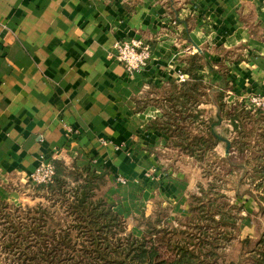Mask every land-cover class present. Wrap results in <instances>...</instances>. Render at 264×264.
I'll return each mask as SVG.
<instances>
[{
  "label": "crops",
  "instance_id": "1",
  "mask_svg": "<svg viewBox=\"0 0 264 264\" xmlns=\"http://www.w3.org/2000/svg\"><path fill=\"white\" fill-rule=\"evenodd\" d=\"M133 38L151 51L139 72L114 56L116 41ZM195 54L208 86L224 75L231 98L263 92L264 0H0V196L19 203L8 188L31 182L47 157L92 164L112 182L125 177L127 185L112 188L118 196L140 189L148 201L159 192L186 211L194 179L184 178L168 136L150 127L162 109L139 108L138 98L179 82ZM203 107L216 113L212 103ZM244 201L259 209L251 196Z\"/></svg>",
  "mask_w": 264,
  "mask_h": 264
},
{
  "label": "trees",
  "instance_id": "2",
  "mask_svg": "<svg viewBox=\"0 0 264 264\" xmlns=\"http://www.w3.org/2000/svg\"><path fill=\"white\" fill-rule=\"evenodd\" d=\"M171 8L176 18L180 8ZM203 59L199 54L188 57L180 72L191 79L162 89L152 85L150 92L161 98L147 101L163 111L150 127L168 136L169 148L198 162L221 142L214 126L219 118L229 134L236 133L229 137L231 149L220 157L219 170L214 169L207 185L200 183L199 192L191 195L188 218L196 220L200 233L172 237V231L157 228L161 219L153 215L144 216L141 235L128 232L125 217L101 193L107 171L99 172L92 164L67 166L51 158L52 181L35 186L38 194L43 191L47 204L22 206L0 197V264H216L229 240L228 226L236 225L238 206L223 192L235 178L236 199L251 196L259 205L258 215L264 216V110L252 112L240 103H226L225 76L215 88L197 73L204 67ZM201 103L215 105V116L207 118ZM242 248V255H248L246 264H264V231L256 240L244 238Z\"/></svg>",
  "mask_w": 264,
  "mask_h": 264
},
{
  "label": "rangeland",
  "instance_id": "3",
  "mask_svg": "<svg viewBox=\"0 0 264 264\" xmlns=\"http://www.w3.org/2000/svg\"><path fill=\"white\" fill-rule=\"evenodd\" d=\"M242 19H245L248 21L247 17L241 16ZM259 26L254 25L251 26V32L254 33V36L257 37L259 34ZM252 33V34H253ZM243 48L240 47L238 50H229L227 53H231L232 56L236 54H240L243 50ZM190 50H193L190 49ZM237 56V55H236ZM222 64L219 66V72L221 74L226 73L225 70L222 68ZM229 89H225L224 92L228 91ZM151 89L148 90V92H144L140 97L138 98V102H141L138 106L143 107L146 105L147 101L152 100L156 102V100H159L161 96L156 97L155 93L150 92ZM226 96V95H225ZM232 99V98H231ZM238 99V98H237ZM227 100V99H226ZM225 101V98H224ZM227 103V101H225ZM239 103V102H236ZM233 104V103H231ZM204 108V107H203ZM205 116L209 118L210 116H215V113L213 112L214 109H206ZM224 120L222 118H219V121L214 124L215 130L218 133V135L226 137L230 139L229 137H234L235 132L232 131L231 134H229L227 127L224 126ZM252 126V127H251ZM250 127L253 128V124ZM255 126V125H254ZM255 128V127H254ZM253 128V129H254ZM221 142L216 146L214 150L211 152H208V155L205 156V159L202 162H198L192 157H189L188 155L178 152L171 148L170 154L172 157H180L177 161V166H179L180 170H183L185 172L184 178L188 181V178H186V175L190 174L189 178L194 179V187L189 190L188 196H187V208L186 211L183 209H179V207H176V204L171 203L168 199V196L160 195L159 192L155 193L153 197L149 198L148 201L145 200V195L143 190L134 191L132 194H130L131 191L128 193H120L118 194L112 193V188L114 190L116 187L124 186L128 184V180L126 184H121L118 181H110L107 177V181L105 185L103 186L101 193L105 196V198L115 204L116 210L121 213L126 220V226L128 232H134L136 235L142 234V229L146 228V220L144 219V216H151L153 215L154 219H161V222L159 223V226L157 228H166L169 231H172L170 235H177L178 238H181L182 234L185 235H192V234H199V229L195 226L196 220H189L188 217L192 215L190 211V199L191 195L199 192L198 185L200 183H203L204 185H207L210 175H213L212 172L214 169L219 170V168L222 165L221 158L226 153V142L223 140H220ZM231 149V148H230ZM237 153V151L235 152ZM229 154V153H228ZM161 158H164L163 154L160 156ZM221 157V158H220ZM76 160H73L71 163L65 164L67 166H71L74 164ZM78 164V162H76ZM80 165V164H79ZM220 166V167H219ZM224 169V167H222ZM237 179L235 178L233 182L228 181L225 184V188L223 189V192L225 191L227 194V197H229V200L232 204H236L238 207H242V209H238L237 220L236 225L233 227L228 226L229 228V240L224 242L223 248L220 249V259H218L216 264H230L232 261H242L244 264L247 262L248 255L243 253L242 248V240L246 237H251L252 239L256 240L260 234L264 231V216L258 215V210H252L249 211L247 207V203L244 201V197L241 200L236 199L235 195V188L237 186ZM29 183H18L16 185L10 186L8 188L10 193H17L19 194V203L18 199L17 202H15L12 198H7L6 194L1 197L2 200L8 201L10 204H17V205H30L34 206L38 204L39 202L48 203L47 199L43 197V191L38 194L37 190L35 189L36 184L30 183L31 185H28ZM196 184V185H195ZM38 185V184H37ZM246 185H240L241 189H244ZM15 191V192H14ZM42 195V196H41ZM247 195H245L246 197ZM256 201V200H255ZM256 207V204L254 205ZM178 208V209H177ZM236 211V209H235ZM153 219V220H154ZM204 224L209 223V221H203ZM180 224H183L182 226ZM177 229V230H174ZM182 230H185V233H183ZM213 232L212 228L209 229V233ZM8 261V260H7Z\"/></svg>",
  "mask_w": 264,
  "mask_h": 264
},
{
  "label": "built area",
  "instance_id": "4",
  "mask_svg": "<svg viewBox=\"0 0 264 264\" xmlns=\"http://www.w3.org/2000/svg\"><path fill=\"white\" fill-rule=\"evenodd\" d=\"M113 50L114 56L131 72L143 70L151 58L150 46L139 38L116 41L113 44ZM178 79L179 81H184L187 79V76L179 72ZM226 94V101L230 104L239 102L245 109L252 112L258 109L264 110V91L260 93L250 92L243 96L233 97L232 99L233 92L231 90L226 91ZM54 175L55 167L53 162L50 158L44 157L36 170L31 174L30 181L36 185L48 183L52 181ZM116 180L121 184L127 183V179L123 176H118Z\"/></svg>",
  "mask_w": 264,
  "mask_h": 264
},
{
  "label": "water",
  "instance_id": "5",
  "mask_svg": "<svg viewBox=\"0 0 264 264\" xmlns=\"http://www.w3.org/2000/svg\"><path fill=\"white\" fill-rule=\"evenodd\" d=\"M218 138L220 140H223L226 142V153L228 154L230 152V148H231V141L230 139L226 138V137H223V136H220L218 135Z\"/></svg>",
  "mask_w": 264,
  "mask_h": 264
}]
</instances>
